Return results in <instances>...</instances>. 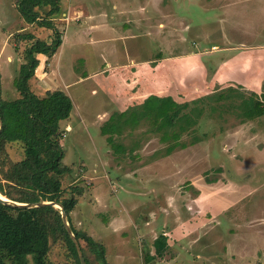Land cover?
<instances>
[{"label": "rangeland", "instance_id": "obj_1", "mask_svg": "<svg viewBox=\"0 0 264 264\" xmlns=\"http://www.w3.org/2000/svg\"><path fill=\"white\" fill-rule=\"evenodd\" d=\"M261 1L240 7H253L251 17L263 23L258 30L264 33ZM63 2L67 14L53 19L63 44L50 66L36 70L31 88L40 96L60 89L73 101L69 119L60 123L65 130L63 164L73 170L63 178L64 190L66 195L72 187L83 190L76 197L73 227L106 244L102 237L111 239L110 222L134 226L135 221L153 219L159 207L169 208L170 202L171 209L193 225L186 243L192 238L191 252L206 258L196 264H209L207 259L215 254L222 256L215 264H264V115L246 116V102L254 94L260 99L264 94V67L260 54L233 48L245 32L250 33L247 21L240 19V26L229 30V38L219 39L215 22L221 21V4L217 0ZM19 14L15 0H0L3 100L19 96L13 80L34 42L25 35L48 42L55 39L52 29L28 23ZM111 17L115 30L96 27L99 20ZM90 30L106 40L96 45ZM152 93L171 95L187 105L170 128L182 131L180 141L186 148L168 155L169 143L161 141L149 118L142 119L136 129L132 125L135 114L145 116L147 96ZM112 118L110 127L124 128L121 135H110L124 148L121 152L102 131ZM8 152L13 162L25 156L21 143L9 145ZM189 201L205 207L192 219L183 211ZM200 226L206 228L198 233ZM130 229L131 249L137 254L132 264H140L139 229ZM78 242L91 264H99L86 242ZM111 246L117 248L113 238ZM67 247L64 239L51 242L50 261L75 264ZM106 256L110 264H125L115 262L109 253Z\"/></svg>", "mask_w": 264, "mask_h": 264}, {"label": "trees", "instance_id": "obj_2", "mask_svg": "<svg viewBox=\"0 0 264 264\" xmlns=\"http://www.w3.org/2000/svg\"><path fill=\"white\" fill-rule=\"evenodd\" d=\"M62 2L63 0H15L19 15L28 23L52 29L55 39L48 42L34 39V35H25L34 42L27 48L25 62L21 64L18 75L13 80L19 96L13 100L0 98V193L21 203H61L77 239L86 242L96 254L99 264H109L105 246L90 234L73 227L72 213L78 202L77 195L81 196L83 193L82 187H72L67 195L64 190L63 178L72 174L73 170L63 164V132L60 123L70 117L73 101L60 89L49 90L40 96L31 88V80L40 65L37 56L43 54L51 59L63 44L62 33L53 22L54 18L63 13ZM45 8L49 9L43 14ZM48 64L49 62L46 66ZM258 96L254 94L251 101L246 102L247 119L264 115V94L262 99ZM186 106L178 103L171 95L152 93L147 96L145 116L139 118L135 114L136 119L132 125L136 129L142 119L149 118L154 131L160 133L161 141L169 143L166 153L170 155L177 148L187 147V144L180 141L182 131H170L177 123L175 119L180 110ZM123 117L125 113L121 115L122 120ZM113 120L110 119L102 131L109 135L108 142L121 152L124 148L117 146L110 135H121L124 128L117 125L110 127V121ZM181 130L186 131V128L182 127ZM15 143H21L25 154L17 162L11 160L8 152V146ZM61 239L66 241L75 264H82L59 208L52 205L25 208L7 205L0 200V264H54L49 259L51 242ZM155 246L156 256H162L166 251V237L160 236ZM82 251L86 263L91 264L83 248Z\"/></svg>", "mask_w": 264, "mask_h": 264}, {"label": "crops", "instance_id": "obj_3", "mask_svg": "<svg viewBox=\"0 0 264 264\" xmlns=\"http://www.w3.org/2000/svg\"><path fill=\"white\" fill-rule=\"evenodd\" d=\"M217 1L221 4V8L219 12L221 16V21L220 23L215 22V24L218 26V29H219L218 32L221 35L219 39L221 38L224 39L226 37L229 38V30L231 32L235 31L240 26V24L238 23L240 22L239 20L240 19L242 21L246 20L247 24L249 25L248 28L250 30V33L245 32L243 36L245 38H240V40L236 41L235 44H233V48L239 51H243L244 53L246 51H249V52H254L256 54H260L259 58L262 60L261 66L264 67V63H263L264 62V38L261 37L262 35H264V33L261 32L260 29L258 30L260 26L261 27L263 26V23L253 21V17H251V12L254 11L253 7H252V10L240 7L241 3H246V5H250L251 3L257 0H217ZM63 3L64 2H62V4ZM260 3L264 4V0H262ZM62 8H63V5H62ZM66 12L67 11L64 10L62 15L67 14ZM111 18L110 20H104V19L99 20V23L98 25H96V27L98 26V28L107 29L109 31L113 30L115 28L114 26H112L113 25L112 20L114 18L113 17ZM90 23L91 22L89 21L88 24L93 26ZM251 23H255V24H251ZM79 24H82V22L79 21ZM128 26L127 24L125 25V27H128ZM239 30L244 31L243 27H240ZM92 31L93 30H90V33L88 34L89 36L92 35L91 40H93V42L96 41L99 43L96 45H100V43L102 42L101 39L106 40L107 37L105 36H101L99 38L95 37V33L93 34ZM111 36H114V34H112ZM239 37L241 36L239 35ZM228 48H231V46H225L224 49L227 50ZM56 54L53 57H55ZM37 57L40 60V65L38 66V68L45 67L46 61L48 60V58L43 54H39ZM249 58H255V56H250ZM52 59L53 58L49 59L50 60L49 66L52 64ZM244 66L247 67L249 71L248 63H244ZM73 74L75 73L73 72ZM58 76L60 78L63 77L61 73H59ZM60 129L61 131L64 130L61 127V125H60ZM63 137H65V132L63 133ZM168 203L170 204V206H172L170 202ZM170 206L169 208L159 207L157 212L155 211L156 216L153 219L147 218L145 222L141 221V223H139L138 221H135L133 222L134 226L133 225L131 226L130 224H128L129 222L126 223V221L120 222L119 225L117 222H110L109 228L112 229V231L110 230V232H108L107 234L111 236V239H107V235L105 236V238L102 237V239H104V241L106 242V244H103L106 248V254L109 253V256H111L115 262L118 260H121V263L125 262V264H132L134 259L137 258L136 256L137 254H135V252L131 249L132 241L128 238V234H129V230L131 231L130 227L131 228L137 227L139 229V247H141L142 252H144V253L142 252L140 253V256H141L140 264H196L197 260L199 259L203 258L205 260L206 258L203 257L202 254L194 255V253L191 252V249L193 245L195 244L194 241H191L192 238H190L189 243H186L187 237L193 234V229H192L193 225L190 222L187 223L185 221L186 219L182 217L183 214H179L177 210L173 211L172 209L174 207H170ZM185 207L186 209L183 208V211L185 215H187V217L189 216L191 219L192 217H194L195 214H199L200 210H204L205 208L199 205L198 203H196L195 201H189L188 203L185 204ZM162 210H165L167 212L164 214L162 213L164 212ZM132 221H134V219H132ZM204 223H206V227H207L208 223L206 221H203V224ZM205 228L200 226V228L197 229V232L198 233L200 231L202 232L203 229ZM162 235L166 237V251L164 252L162 256H156L155 242ZM112 238L116 241V247H117L116 249L113 246H111ZM143 254L144 256H143V261H142ZM210 254H215V252L211 251ZM219 258H222V256L219 254H215L214 256L209 257L207 261L208 262L211 261L209 264H215V261L216 260L219 261ZM107 261L110 264L109 258H107ZM193 261L195 262L193 263Z\"/></svg>", "mask_w": 264, "mask_h": 264}, {"label": "water", "instance_id": "obj_4", "mask_svg": "<svg viewBox=\"0 0 264 264\" xmlns=\"http://www.w3.org/2000/svg\"><path fill=\"white\" fill-rule=\"evenodd\" d=\"M1 129H2V120H1V117H0V131H1ZM0 200L3 203L7 204V205L20 206V207H25V208L39 207V206H43V205H52V206H55L57 208H60L63 221H64V223L66 225V229H67L68 233L70 234V236L72 237V239H73V241H74V243L76 245L78 254L80 256L81 263L82 264H87L86 260H85V257H84V254H83V251H82V248L80 246V243L78 242V239H77L75 233L73 232V230L70 227V224L68 222L69 220H68L65 208H63L64 206L61 203H57V202H40V203H36V204L18 203V202H14V201H7L6 199L2 198L1 196H0Z\"/></svg>", "mask_w": 264, "mask_h": 264}, {"label": "bare ground", "instance_id": "obj_5", "mask_svg": "<svg viewBox=\"0 0 264 264\" xmlns=\"http://www.w3.org/2000/svg\"><path fill=\"white\" fill-rule=\"evenodd\" d=\"M79 13V12H78ZM80 13H81V11H80ZM68 16V15H67ZM70 16V15H69ZM50 63V62H49ZM49 65V64H48ZM0 196L1 197H3L4 199H6V197L5 196H3L1 193H0ZM7 201H12V200H10L9 198L8 199H6Z\"/></svg>", "mask_w": 264, "mask_h": 264}]
</instances>
